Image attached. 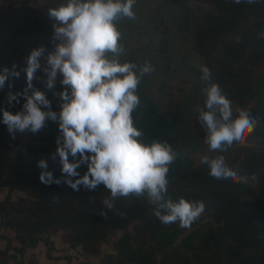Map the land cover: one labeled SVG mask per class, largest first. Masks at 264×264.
Segmentation results:
<instances>
[{"label": "trees", "instance_id": "16d2710c", "mask_svg": "<svg viewBox=\"0 0 264 264\" xmlns=\"http://www.w3.org/2000/svg\"><path fill=\"white\" fill-rule=\"evenodd\" d=\"M0 1L6 4L0 10V72L13 65L20 72L0 89V188L8 191L0 200V264H38L34 255L25 258L27 251L42 242L49 257L50 238L59 231L67 248L100 259L78 264H264V0H135L134 18L115 22L124 48L120 63L137 65L138 75L145 65L153 69L140 78V104L132 116L141 143H165L176 154L165 199L205 205L190 228L162 223L146 193L112 197L103 184L71 187L67 180L75 183L88 162L80 164L78 177L62 174L59 156L52 158L61 136L58 121L47 120L37 133L8 132L3 111H21L25 89L29 95L43 91L57 114L59 94L70 89L61 82L46 87L47 57L61 43L55 38L58 22L28 6L38 0ZM37 48L44 49L41 67L28 89L24 70ZM201 66L230 100L232 119L245 112L254 120L244 144L210 151L205 143L198 119L207 110ZM10 93L16 100L9 102ZM219 156L232 177L217 179L208 164L196 161ZM41 159L53 174L50 183L40 180ZM80 159L69 156L70 162ZM15 193L21 195L14 199ZM102 244L111 251L103 253Z\"/></svg>", "mask_w": 264, "mask_h": 264}, {"label": "clouds", "instance_id": "9594fccd", "mask_svg": "<svg viewBox=\"0 0 264 264\" xmlns=\"http://www.w3.org/2000/svg\"><path fill=\"white\" fill-rule=\"evenodd\" d=\"M134 3L135 0H68L67 4L50 9L49 16L59 25L54 30L55 38L61 43L47 57L46 87L53 89L59 75L61 84L70 91L59 94L63 103L57 114L50 110L51 101L43 91L35 90L29 95L25 89L23 109L15 114L4 110L2 122L14 136L17 132L37 133L49 119L58 121L61 136L52 158L59 156L62 174L78 177L80 164L88 162L82 177L75 183L67 180L71 187L77 189L82 184L94 190L103 184L112 197L146 193L150 202L157 205L155 215L162 223L179 222L181 227L190 228L205 205L184 198L176 202L165 199L167 173L176 154L165 143H141L138 138L142 132L134 126L132 114L140 104L136 94L140 78L153 70L145 65L138 75L137 65L119 61L124 48L119 43L121 34L115 22L124 17L134 18ZM43 53V48H37L27 58L24 71L28 89L33 87ZM15 68L13 65L12 69L0 72V89L9 76L19 77ZM200 72L206 85L203 93L207 110L201 109L198 119L207 132L205 143L210 151H226L233 142H242L255 122L245 112L232 119L231 102L217 84L211 83L210 69L201 66ZM13 100L16 95L10 93L9 102ZM70 155L81 159L70 162ZM203 162L217 179L234 175L222 156L212 160L205 157ZM37 166L42 169L41 182L50 183L53 174L47 171V160L41 159ZM105 204L112 207L108 201Z\"/></svg>", "mask_w": 264, "mask_h": 264}, {"label": "rangeland", "instance_id": "374dc122", "mask_svg": "<svg viewBox=\"0 0 264 264\" xmlns=\"http://www.w3.org/2000/svg\"><path fill=\"white\" fill-rule=\"evenodd\" d=\"M67 2H68V0H38V3H37V4H38V6L41 8V10H42L45 14H48L49 10H50L53 6H56L57 4H59V5H65V4H67ZM5 5H6L5 3H3V2L0 1V10H1ZM47 67H48V65L46 64V67H45V68H47ZM46 75H47V74H46ZM61 80H62V76H59V75H58L56 82H60ZM244 141H245V138H243V141H242V142H237V144H238V145L244 144V143H245ZM204 158H205V157H198V158L196 159V161H197V162H203V161H204ZM3 189H4V188H3ZM3 195H4V194H3ZM20 195H21V193H15L13 198H14V199H17ZM4 197H5V196H4ZM4 197H2V196L0 195V198H1V199H3ZM108 202L112 203V200L110 199ZM2 233H3V234H7V235L9 234V235H10V233H8V232H6V231H3ZM56 235H58V237H59V239H60V243H58V244H59L58 246L61 248V245H62V247L64 248V250L61 251L60 256H65V258H66V256H68V259L75 261L74 264H76V261H77V260H78V262H80L79 260H85V259H86V257L83 256L82 250H81L80 248L77 249V250H73V249L67 248V245L65 246V242L63 241V239H64V233H63L62 231L57 232L53 237H55ZM11 237H13L12 234H11ZM0 246H1L2 249H3V247L5 246V242L2 241V240H0ZM100 250H101L103 253H105V252H110V251H111V246L108 245V244H102ZM52 251H55V250H54V249H50V251H49V255H50V253H51ZM59 252H60V251H59ZM46 253H47V249H46ZM26 259H27V257H26ZM86 260H89V261L94 262V263H98L100 259L97 258V257L89 256V257H87ZM11 264H12V263H11Z\"/></svg>", "mask_w": 264, "mask_h": 264}, {"label": "crops", "instance_id": "0c3cea01", "mask_svg": "<svg viewBox=\"0 0 264 264\" xmlns=\"http://www.w3.org/2000/svg\"><path fill=\"white\" fill-rule=\"evenodd\" d=\"M7 193H8V191L5 190V188L4 189L0 188V195L2 197H4V196L6 197ZM5 197L3 199H5ZM3 199L0 198V200H3ZM50 240L54 243V250L55 251H52L50 253L49 257H47V253H46L47 247L45 246L44 243L39 242L34 250L27 251L25 258L27 257V259H28L29 256L34 255L38 264H74L75 263V261L68 259V256H66V258H65V256H60L61 251H63L64 248L62 247V245H61V248L58 246L59 245L58 243H60V239H59L58 235H56L55 237L52 236L50 238ZM0 249H2L1 246H0ZM86 259H87V257H86ZM86 259L85 260H79V261H87ZM76 264H78V260L76 261Z\"/></svg>", "mask_w": 264, "mask_h": 264}, {"label": "built area", "instance_id": "2783aa9c", "mask_svg": "<svg viewBox=\"0 0 264 264\" xmlns=\"http://www.w3.org/2000/svg\"><path fill=\"white\" fill-rule=\"evenodd\" d=\"M28 6L33 8V9L34 8H39L41 10V8L37 4H34V3H30V4H28Z\"/></svg>", "mask_w": 264, "mask_h": 264}]
</instances>
